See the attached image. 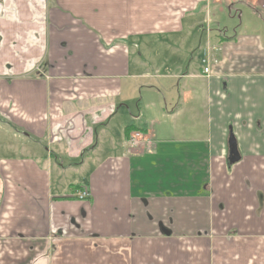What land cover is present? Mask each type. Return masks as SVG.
<instances>
[{
	"label": "crops",
	"instance_id": "1",
	"mask_svg": "<svg viewBox=\"0 0 264 264\" xmlns=\"http://www.w3.org/2000/svg\"><path fill=\"white\" fill-rule=\"evenodd\" d=\"M0 264H264V0H0Z\"/></svg>",
	"mask_w": 264,
	"mask_h": 264
},
{
	"label": "rangeland",
	"instance_id": "2",
	"mask_svg": "<svg viewBox=\"0 0 264 264\" xmlns=\"http://www.w3.org/2000/svg\"><path fill=\"white\" fill-rule=\"evenodd\" d=\"M221 11H216L214 15H212V23L207 25L204 28H208V30H211V37H218L220 34L226 35V37H231L235 31L239 29H246L247 32H252L253 29H251L250 26L244 25L245 24V16L244 13L241 15V17H238V14L235 13L234 11H230L228 13V9L226 6L221 7ZM200 29V28H199ZM182 37L185 39V36L182 35ZM190 40L194 41L195 43L193 44V52L190 54L193 57H197V54H199V51L197 52V47L199 46H204L203 40H201V34L199 31H194L192 35L190 36ZM169 38V37H166ZM180 38V36H178ZM182 39V41L184 40ZM192 43V42H191ZM195 46V47H194ZM182 52L185 53V49L181 45ZM173 51V50H170ZM188 52V51H187ZM189 56V58H190ZM189 61V60H188ZM202 62V61H201ZM197 68L201 66L202 63H200V59H198L197 63ZM9 142H12L10 140Z\"/></svg>",
	"mask_w": 264,
	"mask_h": 264
},
{
	"label": "water",
	"instance_id": "3",
	"mask_svg": "<svg viewBox=\"0 0 264 264\" xmlns=\"http://www.w3.org/2000/svg\"><path fill=\"white\" fill-rule=\"evenodd\" d=\"M227 144H228L227 162L229 165H234L240 161V156L238 154L237 147H236V141L232 133H230L228 137Z\"/></svg>",
	"mask_w": 264,
	"mask_h": 264
},
{
	"label": "built area",
	"instance_id": "4",
	"mask_svg": "<svg viewBox=\"0 0 264 264\" xmlns=\"http://www.w3.org/2000/svg\"><path fill=\"white\" fill-rule=\"evenodd\" d=\"M205 61H202V64L204 63ZM208 68L207 67H204L203 68V73L205 74V75H207L208 74ZM140 139V134L139 133H134L133 134V141L135 140H139ZM136 142H134L133 144H135ZM86 193H81V194H79L78 195V197H79V199H84V198H86Z\"/></svg>",
	"mask_w": 264,
	"mask_h": 264
}]
</instances>
